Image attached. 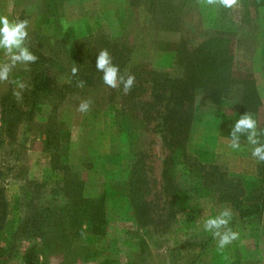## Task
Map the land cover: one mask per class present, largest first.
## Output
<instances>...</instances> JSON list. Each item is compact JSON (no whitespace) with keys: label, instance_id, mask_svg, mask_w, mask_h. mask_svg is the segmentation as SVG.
<instances>
[{"label":"rangeland","instance_id":"1","mask_svg":"<svg viewBox=\"0 0 264 264\" xmlns=\"http://www.w3.org/2000/svg\"><path fill=\"white\" fill-rule=\"evenodd\" d=\"M44 0H0V16L10 20L29 21V49L46 53L51 36L71 40L78 25L86 32L107 30L116 41H126L139 46L141 38L148 42V54L143 57L152 67L169 70L173 52L184 37L188 47L197 45L206 35L216 33L234 39L233 71L235 76L251 74L261 99V106L254 118L258 126L264 121V7H254L250 0H238L233 8L208 5L206 0H191V12L184 18L179 31H155L151 29L142 7H131L128 0H69L57 4L58 24L44 10ZM25 6L20 10L19 6ZM59 27V30L55 28ZM55 29V30H54ZM55 32V33H54ZM44 37H48L47 40ZM151 37V38H150ZM151 40L154 48H150ZM72 52L71 46L68 47ZM141 59V60H142ZM7 57L0 49V62ZM53 83L66 81L64 73H52ZM27 66L17 64L9 81L0 82V96L12 92L13 80H22L30 86ZM27 87V88H28ZM26 91V90H24ZM88 91H92L87 94ZM113 92L112 101L96 92ZM242 87L233 86L228 98L209 95L197 96L194 101V130L188 149L195 157L217 163L234 172L243 180L245 201L256 202L259 197L260 178L256 173V158L246 136L240 137V148L229 147L230 125L238 120ZM117 89L105 85L100 90L80 87L79 91L66 95L56 107L42 101L32 107L27 119L6 135L0 130V186L4 187L7 200L5 228L0 233V264H24L22 256L32 243L22 237L11 244L7 258L4 251L6 239L14 232L20 220L32 208L52 203V189L61 184V171L50 165L45 141L50 130L57 134L59 158L56 165H73V171L83 178L82 196L106 195L107 206H122L125 191L124 179L128 163L136 150L143 152L149 169L153 191L157 199L160 189V166L165 154L155 124L146 122L140 110H131L121 104ZM143 100L148 93H142ZM99 98L100 103H94ZM118 102H114V100ZM24 100V99H22ZM82 100L91 102L87 112L78 111ZM17 101V100H16ZM1 126V123H0ZM158 128V127H157ZM68 179L76 180L69 174ZM60 187V186H59ZM63 199L57 202L62 203ZM157 202V200H155ZM56 204V202H55ZM194 212L178 214L165 233H155L153 227H137L125 213L116 207L107 212L105 233L94 243L96 257L87 260H67V264H264V209L261 215L239 218L227 203L216 204L215 197L205 198ZM232 211L229 227L238 238L223 249L218 248L216 238L203 228L204 221L216 216L223 208ZM144 246H143V242ZM140 241L142 242L141 246ZM144 248L139 257V251ZM62 254L41 257L42 264H65Z\"/></svg>","mask_w":264,"mask_h":264},{"label":"trees","instance_id":"2","mask_svg":"<svg viewBox=\"0 0 264 264\" xmlns=\"http://www.w3.org/2000/svg\"><path fill=\"white\" fill-rule=\"evenodd\" d=\"M68 1H43L47 16L55 20L56 24L57 4ZM190 1L128 0V5L143 8L147 19L145 22L151 29L179 31L183 18L191 12ZM250 4L264 7V0H250ZM51 38L53 41L46 44V53L39 49H29L38 60L27 65L31 79L30 86L23 92L24 100L16 101L11 91L0 96V130L10 135L15 131L16 124L27 119L30 110L24 107H34L41 99H47L56 107L66 95L79 91L78 81H84L83 87H90L91 90L105 87L102 73L95 68V61L98 51L106 48L121 73L127 71L135 75L131 90L126 94L121 84L116 88V97L121 99V104H127L129 109L140 110L146 122L157 121L156 132L161 146L165 148L159 173L161 184L157 199H154L156 194L152 191L155 182L151 183L143 152L136 150L131 153L132 157L127 165L122 206L108 207L104 192L94 198L83 197L84 180L72 170L74 166L66 163L56 165L59 158L57 134L54 129L50 130L44 149L49 152L53 169L61 171V184L52 189V203L32 208L20 220L10 238L6 239V247L2 251L7 258L12 251L11 244L19 237L32 241L22 256L24 264H42L41 257L55 254H62L65 264L67 260L83 261L96 257L93 245L105 233L107 212L114 207L117 208L116 211L125 213L137 227L151 226L156 234L165 233L178 214L199 209V203L208 197H215L216 204H229L239 218L261 215L264 209V163L256 162V173L260 178L258 200L248 203L245 201L243 180L239 175L217 163L198 159L188 149L194 130V101L197 96L228 98L233 86L240 84L242 92L238 113L256 114L259 111L261 99L254 77L248 74L238 78L234 74L233 38L210 33L197 45L188 47L183 37L173 52L169 70L154 68L142 59L147 54L152 57L145 38H141L143 42L137 46L114 40L104 29L88 33L81 25H78L77 32L71 35L69 42L55 35ZM44 39L47 40L48 37ZM150 43V48H154V41L151 40ZM69 46L72 52L69 51ZM74 65L79 69L76 76L71 75ZM57 72L66 76V81L58 85L53 83L52 77V73ZM90 92L92 91L87 94ZM142 93H148L149 98L143 100ZM98 95L103 99L107 96L113 102L111 91L93 94L99 97ZM93 102L100 103V100L95 98ZM114 102L118 100L115 99ZM258 128L264 129V121ZM260 140L264 142V135ZM69 174L75 175L77 181L68 179ZM4 192V187L0 186V233L5 228L7 217ZM59 199L64 201L58 203ZM142 242L140 241L139 246ZM140 248L139 257L144 258V248Z\"/></svg>","mask_w":264,"mask_h":264},{"label":"clouds","instance_id":"3","mask_svg":"<svg viewBox=\"0 0 264 264\" xmlns=\"http://www.w3.org/2000/svg\"><path fill=\"white\" fill-rule=\"evenodd\" d=\"M208 5H220L224 8H233L238 0H206ZM29 21L26 19L10 20L7 16H0V49L7 57L6 62H0V82L9 81L10 73L17 64L25 66L35 63L38 57L26 46L28 39ZM95 68L102 73L103 83L110 88H118L123 85L124 92L127 94L135 83V75L130 72L121 73L117 64L113 63V57L108 49L98 51ZM79 69L74 65L71 68V75L76 76ZM15 85L12 91L13 97L19 102L23 99V92L28 85L22 80L11 81ZM84 81H78L77 87H83ZM89 100H82L78 105V111L84 113L90 108ZM231 138L229 147L233 150L240 148V137L246 136L248 142L253 145L252 156L258 163H264V142L260 137L264 135V129L258 128V121L250 112L240 115L239 119L230 125L228 134ZM232 218L231 209L225 207L214 217H209L204 221L203 228L211 232L216 238L217 246L223 249L232 241L238 238V233L229 227Z\"/></svg>","mask_w":264,"mask_h":264},{"label":"crops","instance_id":"4","mask_svg":"<svg viewBox=\"0 0 264 264\" xmlns=\"http://www.w3.org/2000/svg\"><path fill=\"white\" fill-rule=\"evenodd\" d=\"M20 1H21V0H20ZM23 3H24V2H21V3H20V6H19V7H20V8H19L20 10H23L24 7H25V6H21V4H23ZM233 173H234V172H233ZM236 175H241V174H236ZM245 193H246V192H245Z\"/></svg>","mask_w":264,"mask_h":264}]
</instances>
